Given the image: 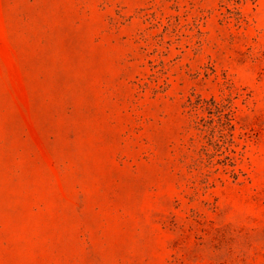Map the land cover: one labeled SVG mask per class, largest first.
Masks as SVG:
<instances>
[{"label": "rangeland", "instance_id": "1", "mask_svg": "<svg viewBox=\"0 0 264 264\" xmlns=\"http://www.w3.org/2000/svg\"><path fill=\"white\" fill-rule=\"evenodd\" d=\"M0 264H264V0H0Z\"/></svg>", "mask_w": 264, "mask_h": 264}]
</instances>
